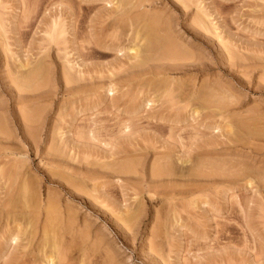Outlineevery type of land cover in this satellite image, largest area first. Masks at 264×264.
I'll use <instances>...</instances> for the list:
<instances>
[{"label":"rangeland","instance_id":"374dc122","mask_svg":"<svg viewBox=\"0 0 264 264\" xmlns=\"http://www.w3.org/2000/svg\"><path fill=\"white\" fill-rule=\"evenodd\" d=\"M78 1L79 2H77V0H75V2L74 0H0V9H2L0 10V120H2L0 121V128H3V130L5 131L7 129L8 131L7 136L6 132L5 134H3L4 131L0 129L2 132L1 135H3H0V242H3V245L0 243V252L2 253V250L9 245L3 250L2 254L0 253V257H2L3 254H6L4 256H9L8 258L4 257L7 261L10 262H8L9 264H13V262L14 264H46L47 260H50L51 262L53 261V264H211V261L212 264H214L213 261L216 263L218 262V264H228V260H231V263L229 264H264V179L260 178L261 174L264 175V173H261L259 177L257 176V174H253L255 172H258L259 175L260 171L264 172V0H152V4L150 5V7H146V5L145 10L142 9L144 8V6H141L140 8H138V10L136 9L135 12H138V14L142 11L145 12L147 10L148 14L152 13V15H158L162 19H166L168 21L171 20L170 25L172 24L171 26L173 27L172 29H174L176 36L183 39L182 44H185V46L183 45L182 47L186 49L185 51L187 53V61H182V63L185 64V68L183 67L181 71L179 70L171 76L172 80L176 83H180V81H182V86L188 85L190 81V85L188 86H191L192 83H194L197 87L203 85V92L207 91V94H204L203 92L201 93L203 95L200 94L204 99H198L196 102H194L197 103V105L199 102V106L195 104L199 109V115L195 114L196 116L192 112L193 107L190 106V103L188 106V104L186 103L178 104L177 101L174 100L173 102L176 103V105L171 104V102L169 106L168 102L165 103V101H163L165 98L163 99L162 97H159L160 93H152L151 87L149 89L135 88L137 90L136 91L131 87H122L121 85L117 84L118 86L116 85L114 87L116 88V90L114 89L116 91L113 92L114 94H108L104 90V88H99L102 85L104 86L108 83L109 76L112 77L109 72L121 75V71L125 70V67H127V65L129 66L133 61L128 60L130 53L126 54L127 57L125 56V54L124 56L122 55L121 58L120 54H118V56H115L113 52H107L104 54V52L106 51H103L101 53V51H99L100 49H96V47L92 45V42L94 40H102L101 36L104 35L105 32L106 34H108L107 32H109V30L107 31L105 27L102 29V24H100L101 27H99L98 22V27L95 25L96 23H93L91 25L90 23L93 21L96 22V20L100 21L97 18L101 17L104 9H106V12L108 10L110 11L111 5H105L106 0H99L100 2L98 0ZM86 2H88L90 5ZM76 4L79 5L77 6ZM80 4H82V6ZM88 5L90 6L89 8ZM86 6L88 9L93 8L94 6L96 9L93 8L87 12L88 9L86 8ZM81 8L84 9L81 10ZM73 9V13H78V17L76 14L72 13ZM84 10V13H86V15L89 13L87 17L84 16ZM80 13L81 16H84L83 19L79 18ZM103 14H105V12ZM57 15L58 17L61 16L62 21L65 20L64 25L67 27L64 29H67L65 31L67 36H64L65 42L56 47L55 44H51L50 42L48 43L46 41L48 37H45L46 34L44 30L47 29L45 27H47L48 23L50 25V22H52L53 19L57 17ZM71 15H76V17H70ZM3 18H6V20H4ZM69 18H71V21L69 20ZM78 18L81 20V22L82 20L84 22L81 23ZM74 19H78L79 21H76L77 24L80 22L82 25L80 23V27L79 25H75L73 30L71 29L73 23L72 21H74L73 25L76 24ZM202 21L205 23V26L203 25ZM87 24H89V26H93L88 27ZM76 26H78L76 30L79 33H77L75 30ZM90 28L93 29L94 33L98 32L97 35L94 34ZM87 29H90V31ZM98 29H101V31L99 30V32ZM103 30H105V32ZM89 32L91 33V35ZM2 33L4 34L3 36ZM17 33L19 34V36ZM100 34L102 35L99 36ZM111 34L112 32L109 34V36ZM94 36L96 37L94 38ZM104 36H102L104 39L107 38ZM86 37H88V40L86 39ZM74 38L76 39L74 40ZM108 39H110V37ZM126 39L125 37H121V40L119 39L121 42H124V46H127ZM89 40L92 41L91 44H88L87 41ZM46 42L48 43V45ZM87 44L89 45V47L92 46L96 49L94 50L95 54H93L94 52L91 51V49L89 50L90 52L87 50L89 49ZM65 47L67 48V50ZM4 49L6 52L4 51ZM58 50L60 53H58ZM61 51H64L65 53ZM98 51L101 54H99ZM75 52L77 54H83H80V58H77V56H75L77 55L75 54ZM61 53H63L64 56ZM70 53L71 55L69 56ZM85 54L87 56H90L87 58ZM192 56H194L195 58ZM81 58L82 60H84V66L85 64L86 67L87 65H90V70L89 67H87V69L83 65L81 67L79 66L80 68L78 67V65V68L75 67L76 63H81ZM62 60L65 61L63 64L61 62ZM66 62H69L70 64H67ZM115 62L118 65H116ZM188 62L190 63V65ZM39 63H42V66L45 64V66H43L45 68L44 73L41 72L42 75L39 73L37 76L36 74L40 71H36L38 67H41ZM186 63H188V65ZM194 63L195 66H193ZM113 64H115V66L117 67L115 68V66H112ZM23 65L25 68L23 67ZM68 65L74 66V70L81 69L82 71H84L82 73L83 75L80 78H83V83L85 82L84 84H81L84 86H86L87 84L88 86H86L87 94L84 92V94L80 93L79 97L78 95H76L69 98L67 94L65 95V87L63 85L64 83L61 77V67ZM119 65L123 69H121ZM20 66L23 67L21 68L22 70L20 69ZM82 67L84 68L82 69ZM100 67L102 69L104 68L103 72H100L102 71ZM111 67H113V70L111 69ZM196 67H198V70L196 69ZM25 69L28 70L26 71ZM95 69L99 70L97 71ZM108 69L110 71H108ZM117 69H119V71L121 69V71L116 72ZM111 70L113 72H111ZM28 71L30 73V79L29 81H27L28 83L26 82V84L31 87L28 88V86L25 85L24 89L22 87L16 88V84L12 81H14L17 76L19 77L20 75H22V73L23 76L27 75ZM6 72H8V74ZM33 74L36 76L34 77ZM97 75L99 77H97ZM100 75L103 76L101 77ZM13 76L16 77L14 78ZM7 77H12L14 79L9 81L12 78L9 79ZM92 78L93 80L91 81ZM103 78L105 79L104 82L101 81L103 80ZM97 79L99 80V83ZM30 82H33L32 84L34 85L38 83V86H34L32 84L30 85ZM47 83H49L50 85ZM45 85H47V88H45ZM77 85L78 84H76V86ZM207 86L209 89L207 88ZM218 86L221 87V89L223 88V90H221ZM43 88L45 92L44 90H42ZM89 88H92V91ZM214 90L217 91L214 92ZM87 91H90L91 93H88ZM148 91H150L151 93ZM210 91L212 94H209ZM122 93L123 96H121ZM174 94L176 95V92ZM109 95L112 96L110 97ZM148 95L149 97H151L148 98ZM119 97L120 100L118 99ZM123 97L124 101L122 99ZM155 97H157L158 99ZM35 98L36 100H34ZM135 98L136 100L138 99L137 102ZM32 99V105H34V107H30ZM81 100L84 102H81ZM145 100H149L152 103L146 102ZM230 100L232 103L230 102ZM160 101L162 102V104ZM24 103L26 104V106L24 105ZM218 105L220 107H218ZM225 105L226 108L223 110L222 108H224ZM24 107L27 108L25 109ZM69 107L71 109H69ZM177 108L181 109L177 110ZM31 109H33V111ZM216 110H218V112ZM36 112H38L39 114ZM191 113L193 115H191ZM27 114L29 115L27 116ZM216 115H219V117ZM29 116L31 117V119ZM55 116L59 119H57ZM65 116L66 118H64ZM220 116L224 117L221 118ZM26 117L29 118L26 119ZM22 118H24V120L27 122L25 123ZM126 119L128 120V122ZM33 120L37 123H34ZM57 121L60 122L58 123ZM6 124L8 125V127ZM88 125H90V127ZM29 126L31 127L28 129L27 127ZM35 126L38 129L37 131L36 128H32ZM229 126L231 128L233 127V131ZM90 129L92 131L94 130L92 134L95 135L92 136L90 131L87 132ZM116 130H118V132ZM29 134H31L32 136ZM77 135H80V142L76 141V138H78ZM239 138L241 142L238 140ZM50 139L52 141H50ZM72 139L74 140L73 142ZM243 139L245 140L242 141ZM6 140H10L11 143H8ZM101 140L104 141L102 142ZM126 144L128 145L125 146ZM34 145L37 146L35 147ZM212 145L215 146L211 147ZM207 146L209 147L207 148ZM121 147L125 150L121 149ZM56 149H58L57 152L54 151ZM129 149L130 151H128ZM64 150L65 152H63ZM59 154L63 155L64 157H60ZM128 157L132 159H128ZM166 159L168 165L170 163L171 167H173L174 169L177 167L175 169L176 171L173 169L175 173L178 172L176 174L174 173L175 177L179 175L180 172L184 171V178H180L178 176L176 178L172 176V178L171 176H167L161 173V175L158 173V178L156 177V172L154 175L155 178L153 177L152 174H154V172L152 169L155 165L154 163H156L157 161L159 163L161 161L160 163L162 164L166 162ZM95 160H97L98 163ZM226 160L229 161L226 162ZM223 161L224 164L222 163ZM94 162L96 163V165L94 164ZM102 162H106L107 164ZM245 162L248 164H246ZM101 163L103 166L101 165ZM231 163L233 166L231 165ZM259 163H261V165ZM92 164H94L95 166ZM117 164V167H119V165L130 166L131 164V172L133 171L134 174H130L129 172L127 175L124 174L125 172H119V169L116 167ZM191 164L194 165L192 166ZM149 165H151L152 167L150 166L149 168ZM21 167L23 170L21 169ZM197 167L198 169H196ZM249 167L253 168H251L252 171L251 169L247 170L249 169ZM9 168L11 169L8 170ZM17 169L19 170L17 171ZM149 169H151L150 172ZM223 170L227 174L222 172ZM214 171L216 173H214ZM80 174H83V177H81L82 175L80 176ZM247 174H251V176L249 175V177L252 178V180L248 177ZM85 175L88 176L85 177ZM197 175L200 177H198ZM18 177L21 179H19ZM247 177L250 179L249 183L248 181H246ZM263 177L264 176H262V178ZM79 178L83 181H80ZM201 178H203V181L201 180ZM65 181L68 183L65 184ZM69 182L72 183V185L69 184ZM13 183L14 185L16 184V186H14ZM31 184H33L34 186ZM8 185L10 186L8 187ZM78 186L80 188L84 187L83 189L85 190H80ZM66 187H68V189ZM166 187L168 189L170 188V191H167ZM69 188H73L74 190H70ZM196 188L197 191L195 192ZM26 189L28 191H25ZM76 189L78 191L75 192ZM21 190H23V192L25 191V193L30 197H28V195H26L25 193V195H23ZM89 191L90 193H88ZM47 193L49 194L47 195ZM175 193H177L178 196ZM25 196L31 199H27ZM14 197H16L17 199H14ZM49 199H53L52 203ZM46 200L49 201V205L53 204V206H51V208L53 209H47L48 201ZM164 200L166 201V203ZM169 200L173 201L170 202ZM168 201L170 203H168ZM24 202H27V204L25 203L26 206L24 205ZM37 203L41 206H39ZM12 205L14 206L11 207ZM166 205L169 206L167 207ZM128 209L129 211H127ZM52 211H54V213ZM67 212L68 214H66ZM48 213L50 215H48ZM51 213L53 215H51ZM69 213H71V215ZM136 213L138 214V216H136ZM128 216L130 218L126 219L128 218ZM131 216H134V220L133 218H131ZM23 217L25 218L23 219ZM173 217H175V219ZM45 218L47 219L45 220ZM115 218H117L118 221ZM48 219L52 220L50 221ZM68 219L72 220L69 221ZM74 219H77V221H74ZM33 220L34 222L37 221L38 223H34ZM72 221L73 223H75L71 224ZM31 222H33V224ZM28 223L30 226L28 225ZM80 223H82L83 225ZM46 224L48 226H46ZM17 226L21 227L18 228ZM43 226H45L46 228H43ZM68 227H70V229ZM17 230H20V232ZM66 230L68 231V233ZM70 230L72 233L69 232ZM45 231H48L49 234L52 233L50 234V236H48V241L46 240V237H42V235L44 236ZM149 231L151 232L149 233ZM16 232L20 233L17 234L19 243L17 242L18 244H12L10 246V244L6 242H9L11 236L16 235ZM21 232L25 233L23 234ZM84 232L86 234H84ZM53 233H55V235H53ZM52 235L55 236V238H53ZM76 235L78 236V238H76ZM56 236L58 238L60 236V238L58 239ZM6 237L9 239L6 240ZM51 238H53V242H51ZM55 239L57 240V243ZM242 241H244V244ZM93 242L97 245L95 244L93 246ZM189 242L191 245L189 244ZM15 246L18 247L15 249ZM223 246H225V249ZM214 248L216 249L214 250ZM209 250H211L212 252ZM7 251L9 255L7 254ZM104 253L106 256H104ZM261 253L263 254L261 255ZM102 256L104 257L102 258ZM217 256L219 257L217 258ZM228 257L230 258L228 259ZM233 257H235L236 259ZM219 258H222L223 260L221 259V261ZM225 258L228 263L225 262ZM231 258L234 261H232Z\"/></svg>","mask_w":264,"mask_h":264},{"label":"bare ground","instance_id":"6f19581e","mask_svg":"<svg viewBox=\"0 0 264 264\" xmlns=\"http://www.w3.org/2000/svg\"><path fill=\"white\" fill-rule=\"evenodd\" d=\"M59 1V0H58ZM92 1V0H91ZM99 1V0H98ZM102 1V0H101ZM154 1V0H153ZM157 1V0H156ZM74 2H75V0H74ZM77 2H79L78 0H77ZM83 2V1H82ZM100 2V1H99ZM104 2V1H103ZM63 3V2H62ZM86 3H88V2H86ZM96 3V2H95ZM183 3V2H182ZM35 4V3H34ZM37 4V3H36ZM84 4V3H83ZM89 4V3H88ZM93 4V3H92ZM104 4V3H103ZM111 5L110 6V11L108 10L107 12L105 11L106 9H104V12H105V14H101V17H99V18H97V19H99L100 21H97L96 20V22H94L93 21V19H92V21L93 22H91L90 23V25L91 24H93V23H96L95 25L98 27V23H99V27H101V25L100 24H102L103 25V27H101L102 29L105 27L106 29H107V31L109 30V32H107L108 34H106V32H105V30H103L105 33H104V35H106V36H104V35H102V34H100L99 36H104V37H107V38H103L102 36H101V38H102V40H94L93 42L92 41H87L88 42V44H91V42H92V45L94 46V47H96V49H100L99 51H101V53L103 52V51H106V52H104V54L105 53H107V52H113L114 53V55L115 56H118V54H120V56H121V58H122V55L124 56V54H125V56H126V54H128V53H130V55H129V58H128V60H130V61H133V62H131V64L128 66L127 65V67H125V70H123V71H121V69H123L120 65V67H121V69H120V71H121V75H118V74H113V73H110L109 72V74L112 76V77H108L109 79H108V83L106 84V85H102L101 87H99V88H101V89H103L104 88V90L108 93V94H114L113 92H116L115 90H116V88H114L117 84H119V85H121L122 87L123 86H126V87H131L132 89H135V88H143V89H145V88H152V93H154V94H158V93H160L159 94V97L161 98H165L163 101H165V103H167L168 102V104H169V106H170V103L171 104H174V105H176V103H174L173 101L174 100H176L177 101V103L179 104H182V103H186V104H188V106H189V103L191 104L190 106L191 107H193L192 108V112H193V114L195 115V114H197V115H199V109L197 108V106H199V102H198V105H197V103H194V102H196L198 99H201L202 100V96L201 95H203V94H201L202 92H203V90H204V87H203V85H201V86H199V87H197L194 83H192V85L191 86H188V85H190V81H189V84L188 85H184V86H182L181 84H182V81H180V83L178 82V83H176V82H174L173 80H172V76L171 75H173V74H175V72H177V71H181V69H183V67L185 66V64H183L182 63V61H184V60H186L187 59V53H186V49H184L182 46L184 45L185 46V44H182L183 43V39L182 38H178V36H176V33L174 32V29H172L173 27L170 25V21H168V20H166V19H162L160 16H158V15H152V13H150V14H148L147 13V10L145 11V12H141V13H139L138 14V12L136 13L135 11H136V9L138 10V8H140L141 6H144V8H142V9H144L145 10V6L146 7H150V5L152 4V0H106L105 1V5ZM50 5V4H49ZM71 5H73V4H71ZM77 6L79 5V4H76ZM81 6H82V4H80ZM85 5H87V4H85ZM84 5V6H85ZM90 5V4H89ZM88 5V8L90 7ZM104 5V6H105ZM96 6V5H95ZM69 7V6H68ZM91 7H92V5H91ZM98 7V6H97ZM99 7H101V6H99ZM113 7V8H112ZM80 8V7H79ZM85 8V7H84ZM83 8V9H84ZM86 8H87V6H86ZM85 8V9H86ZM87 8V9H88ZM93 8H95L94 6H93ZM93 8H90V9H93ZM102 8H103V5H102ZM152 8V7H151ZM25 9H26V7H25ZM82 8H81V10H83ZM90 9H88L87 10V12L88 11H90ZM96 9V8H95ZM101 9V8H100ZM141 9V10H142ZM154 9V8H153ZM159 9V8H158ZM0 10H2V9H0ZM22 10H23V8H22ZM75 10H76V8H75ZM80 10V9H79ZM26 11V10H25ZM63 11V10H62ZM68 11V10H67ZM70 11H71V8H70ZM93 11V10H92ZM162 11H163V9H162ZM74 12V9L72 10V13ZM76 12V11H75ZM81 12V11H80ZM85 12V10L83 11V13ZM151 12V11H150ZM1 13V12H0ZM3 13V12H2ZM25 13V12H24ZM62 13V12H61ZM82 13V12H81ZM81 13H80V16H79V18H81V19H83V17L84 16H86L87 17V15L89 14H87L86 15V13H84V16L82 15L81 16ZM153 13H155V12H153ZM57 14V13H56ZM73 14H76V13H73ZM78 14V13H77ZM76 14V15H77ZM97 14V13H96ZM99 14V13H98ZM168 14V13H167ZM3 15V14H2ZM61 15V14H60ZM59 15V16H60ZM67 15H68V13H67ZM76 15H71L70 17H72V16H75L76 17ZM1 16V15H0ZM5 16V15H4ZM64 16H65V14H64ZM98 16V15H97ZM24 17V16H23ZM53 17V16H52ZM57 17H58V15H57ZM57 17L55 18V19H53V21L52 22H50V25H49V23H48V25H47V27H45V28H47L46 30H44L45 31V34L47 35H45V37L47 38H45L46 39V41L49 43H51V44H55L56 45V47L58 46V45H60V44H63L64 42H65V38H64V36L66 35V30L64 29V28H66L67 26H65L64 25V21H62V19H61V16L60 17H58V19H57ZM67 17V16H66ZM77 17H78V15H77ZM200 17V16H199ZM60 18V19H59ZM63 18H65V17H63ZM78 18V19H79ZM103 19V20H101V19ZM4 19V18H3ZM15 19V18H14ZM52 19V18H51ZM68 19V18H67ZM71 18H69V20H70ZM75 20V22L76 21H79V20ZM89 19H91V18H89ZM196 19V18H195ZM4 20H6V18L4 19ZM26 20H28V19H26ZM45 20V19H44ZM50 20V19H49ZM61 20V21H60ZM85 20V19H84ZM202 20V19H201ZM12 21V20H11ZM25 21V20H24ZM71 21V20H70ZM69 21V22H70ZM86 21V20H85ZM91 21V20H90ZM194 21V20H193ZM197 21V20H196ZM8 22V21H7ZM73 23H74V21H72ZM80 22H81V20H80ZM79 22V23H80ZM82 22H84L83 20H82ZM81 22V23H82ZM87 22V21H86ZM89 22V21H88ZM98 22V23H97ZM203 22V21H202ZM4 23H6V22H4ZM40 23V22H39ZM68 23V22H67ZM67 23H66V25H67ZM73 23H72V28L71 29H73L74 28V26L75 25H79V27L82 25L81 23V25L78 23L77 24V22H76V24H74L73 25ZM198 23V22H197ZM8 24V23H7ZM14 24V23H13ZM42 24V23H41ZM205 23L203 22V25H204ZM5 25V24H4ZM15 25V24H14ZM22 25V24H21ZM88 25V27H92V26H89V24H87ZM7 26V25H6ZM12 26V25H11ZM49 26V27H48ZM71 26V25H70ZM205 26V25H204ZM3 27H5V26H3ZM8 27V26H7ZM78 26H76L75 27V30H76V28H77ZM86 27V26H85ZM84 27V28H85ZM203 27V26H202ZM14 28H15V26H14ZM18 28V27H17ZM22 28V27H21ZM25 28H26V26H25ZM5 29V28H4ZM78 29H80V28H78ZM82 29H83V27H82ZM91 29V28H90ZM90 29H87V30H89L90 31ZM97 29V28H96ZM201 29V28H200ZM11 30V29H10ZM74 30V29H73ZM86 30V31H87ZM101 31V29H98V31ZM44 31H42V32H44ZM79 31V30H78ZM91 31L94 33V31H93V29H91ZM97 31V30H96ZM99 31V32H100ZM102 31V32H103ZM2 32V31H1ZM7 32V31H6ZM76 32H77V30H76ZM75 32V33H76ZM81 32V31H80ZM85 32V31H84ZM88 32V31H87ZM112 32V34L109 36V34ZM4 33H5V31H4ZM14 33V32H13ZM77 33H79V32H77ZM90 33V32H89ZM98 33V32H97ZM97 33H94V34H96L97 35ZM18 34V33H17ZM21 34V33H20ZM44 34V33H43ZM4 34L2 33V36H3ZM73 35H75V34H73ZM80 35V34H79ZM83 35V34H82ZM81 35V36H82ZM86 35V34H85ZM88 35V34H87ZM90 35H91V33H90ZM5 36H7V35H5ZM4 36V37H5ZM14 36V35H13ZM18 36H19V34H18ZM67 36V35H66ZM93 36V35H92ZM73 37V36H72ZM77 37V36H76ZM91 37V36H90ZM96 36H94V38H95ZM110 37V39H108ZM121 37L123 38V37H125V39H126V43H127V46L125 45L124 46V42L122 41H120L121 40ZM8 38H9V36H8ZM69 38V37H68ZM88 37H86V39H87ZM98 38V37H97ZM18 39V38H17ZM76 38H74V40H75ZM90 39H92V38H90ZM104 39V40H103ZM120 39V40H119ZM3 40V39H2ZM43 40V39H42ZM88 40V39H87ZM83 41V40H82ZM11 42V41H10ZM45 42V41H44ZM46 42V43H47ZM80 42H81V40H80ZM87 42H84V43H87ZM7 43H9V42H7ZM21 43V42H20ZM48 43H47V45H48ZM79 44V43H78ZM87 44V45H88ZM15 45V44H14ZM46 45V46H47ZM81 45V44H80ZM64 46V45H63ZM65 46H67V45H65ZM5 47V46H4ZM88 47H89V45H88ZM91 47V48H90ZM89 47V49H87L88 51L91 49V51H93L94 52V50H96L95 48H93L92 46H90ZM60 48V47H59ZM58 48V49H59ZM63 48V47H62ZM66 48V47H65ZM69 48V47H68ZM126 48V49H125ZM185 48H187V47H185ZM196 48V47H195ZM2 49H3V46H2ZM1 49V50H2ZM6 49V48H5ZM5 49H4V51H5ZM44 49H46V48H44ZM50 49V48H49ZM64 49V48H63ZM75 49H78V48H75ZM84 49V48H83ZM83 49H82V51H83ZM51 50V49H50ZM56 50V49H55ZM66 50H67V48H66ZM71 50V49H70ZM69 50V51H70ZM76 51V50H75ZM78 51V50H77ZM87 51V52H88ZM99 51H98V53H99ZM6 52V51H5ZM47 52V51H46ZM45 52V53H46ZM61 52H64V51H61ZM68 52V51H67ZM85 52V51H84ZM90 52V51H89ZM92 52V53H93ZM194 52V51H193ZM197 52V51H196ZM55 53H57V52H55ZM58 53H60L59 52V50H58ZM65 53V52H64ZM91 53V54H92ZM97 53V54H98ZM101 53H99V54H101ZM44 54V53H43ZM42 54V55H43ZM62 55H63V53H61ZM60 54V55H61ZM75 54H77L76 52H75ZM80 54H83V53H80ZM80 54H77V55H75V56H77V58H80ZM88 54V53H87ZM93 54H95V52L93 53ZM190 54V53H189ZM196 54V53H195ZM45 55V54H44ZM48 55V54H47ZM46 55V56H47ZM71 55V53L69 54V56ZM86 55V54H85ZM192 55H194V54H192ZM232 55V54H231ZM230 55V56H231ZM45 56V57H46ZM57 56V55H56ZM64 56V55H63ZM68 56V55H67ZM87 56V55H86ZM90 55H88L87 56V58L89 57ZM97 56V55H96ZM236 56V55H235ZM44 57V56H43ZM50 57V56H49ZM72 57V56H71ZM83 57V56H82ZM109 57V56H108ZM127 57V56H126ZM192 57H194V56H192ZM58 58V57H57ZM59 58H61V57H59ZM85 58V57H84ZM83 58V59H84ZM91 58H92V56H91ZM99 58V57H98ZM102 58H103V55H102ZM195 58V57H194ZM40 59V58H39ZM64 59V58H63ZM191 59V58H190ZM44 60V59H43ZM75 60V59H74ZM79 60V59H78ZM77 60V61H78ZM90 60V59H89ZM196 60H198V59H196ZM59 61V60H58ZM76 61V60H75ZM75 61H74V64H75ZM81 63L80 64H78V63H76V66L75 67H77V65H78V67L80 66H82L83 64H84V60H82V58H81ZM116 61V60H115ZM117 61H118V58H117ZM120 61V60H119ZM130 61H129V63H130ZM187 61V60H186ZM190 61V60H189ZM192 61V60H191ZM28 62V61H27ZM42 62V61H41ZM62 62V64L65 62V61H61ZM24 63V62H23ZM29 63V62H28ZM67 64H70L69 62H66ZM112 63V62H111ZM118 63H121V62H118ZM189 63V62H188ZM188 63H186L187 65H188ZM196 63V62H195ZM195 63H194V65L193 66H195ZM30 64V63H29ZM40 65H41V67H38V69H37V71L36 72H38V71H40V72H38L36 75L38 76V74L40 73L41 75H42V73H44V68L45 67H43V66H45V64L42 66V63H39ZM54 64H57V63H54ZM53 64V65H54ZM61 64V65H62ZM115 64H116V62H115ZM115 64H113L112 66H115ZM124 64V63H123ZM193 64V63H192ZM32 65V64H31ZM47 65V64H46ZM52 65V66H53ZM116 65H118V64H116ZM189 65H190V63H189ZM48 66V65H47ZM84 66V65H83ZM90 65H87V67H89ZM93 66V65H92ZM102 66V65H101ZM104 66V65H103ZM119 66H118V68H119ZM199 66V65H198ZM23 67H24V65H23ZM22 66H20V69L21 68H23ZM43 67V68H42ZM77 67V68H78ZM79 67V68H80ZM84 67H86V64H85V66ZM84 67H82V69L84 68ZM86 67V68H87ZM117 66H115V68H116ZM186 67H188V66H186ZM5 68V67H4ZM19 68V67H18ZM25 68V67H24ZM28 68H29V66H28ZM30 68H33V67H30ZM86 68H85V70H86ZM99 68V67H98ZM101 68V67H100ZM106 68V67H105ZM113 67H111V69H112ZM185 68V67H184ZM194 68V67H193ZM198 67H196V69H197ZM201 68V67H200ZM55 69V68H54ZM75 68H74V66H70V65H68V66H62L61 67V77H62V80H63V85H64V91H65V95L67 94V96H68V98L69 97H74V96H76V95H78V97H79V94L80 93H83L84 94V92L86 93V86H87V84H86V86H84V85H82L81 83H83V78L81 79L80 77L83 75L82 73L84 72V71H82L81 69V71L79 70V69H77V70H74ZM88 69V68H87ZM91 68L89 67V70H90ZM102 69V68H101ZM104 69V68H103ZM102 69V71H100V72H103L104 70ZM190 69V68H189ZM195 69V70H196ZM10 70V69H9ZM22 70V69H21ZM26 70V69H25ZM28 70V69H27ZM26 70V71H27ZM43 70V71H42ZM49 70V69H48ZM47 70V71H48ZM79 70V71H78ZM95 70H97V69H95ZM94 70V71H95ZM99 70V69H98ZM97 70V71H98ZM105 70H107V69H105ZM113 70V69H112ZM111 70V72H113ZM185 70V69H184ZM198 70V69H197ZM108 71H110L109 69H108ZM115 71V70H114ZM119 71V69H117V71L116 72H120ZM183 71V70H182ZM188 71V70H187ZM32 72V71H31ZM42 72V73H41ZM92 72H93V70H92ZM184 72V71H183ZM182 72V73H183ZM7 74H8V72H6ZM15 73V72H14ZM17 73H18V70H17ZM34 73V72H33ZM54 73V72H53ZM89 73H91V72H89ZM178 73H180V72H178ZM195 73H196V71H195ZM198 73V72H197ZM20 74V73H19ZM26 74H27V72H26ZM102 74V73H101ZM16 75V74H15ZM34 75V74H33ZM32 75V76H33ZM36 75H34V77L36 76ZM41 75H39V76H41ZM88 75V74H87ZM94 75V74H93ZM92 75V76H93ZM96 75V74H95ZM10 76V75H9ZM51 76V75H50ZM101 76V75H100ZM103 76V75H102ZM101 76V77H102ZM5 77V76H4ZM14 78L16 77V76H13ZM33 77V78H34ZM94 77V76H93ZM97 77H99L98 75H97ZM7 78H9V77H7ZM7 78H6V80H7ZM10 78H12V77H10ZM9 78V79H10ZM14 78H12V79H10L9 81H11V80H13ZM37 78V77H36ZM39 78V77H38ZM56 78V77H55ZM86 78V77H85ZM1 79V78H0ZM29 79H30V73H29V71H28V74L27 75H25V76H23V73H22V75H20L19 77L17 76L15 79H14V81H12V82H14L16 85L15 86H17L16 88H20V87H22L23 89L25 88V85H27L26 84V82L27 81H29ZM50 79V78H49ZM82 81H81V80ZM100 79V78H99ZM3 80V79H2ZM42 80H43V78H42ZM87 80H89V79H87ZM93 80V78L91 79V81ZM98 80V79H97ZM104 78H103V80H101V81H103L104 82ZM107 80V79H106ZM205 80V79H204ZM203 80V81H204ZM48 81V80H47ZM100 81V82H101ZM176 81V80H175ZM34 82V81H33ZM33 82H30V85L33 83ZM37 82V81H36ZM35 82V83H36ZM42 82V81H41ZM46 82V81H45ZM55 82V81H54ZM96 82V81H95ZM28 83V82H27ZM43 83V82H42ZM52 83V82H51ZM57 83V82H56ZM85 83V82H84ZM83 83V84H84ZM86 83H87V81H86ZM98 83H99V80H98ZM188 83V82H187ZM205 83H207V82H205ZM38 84V83H37ZM37 84H32V85H34V86H38ZM47 84H49V83H47ZM58 84V83H57ZM76 84H78L77 86H76ZM91 84V83H90ZM96 84V83H95ZM40 85V84H39ZM42 85V84H41ZM50 85V84H49ZM60 85V84H59ZM92 85V84H91ZM100 85V84H99ZM14 86V85H13ZM28 86V88H30L29 87V85H27ZM46 86V87H45ZM44 87L45 88H47V85H45ZM118 86V85H117ZM205 86V85H204ZM213 86V85H212ZM211 86V87H212ZM7 87V86H6ZM12 87V86H11ZM33 87V86H32ZM41 87V86H40ZM88 87V86H87ZM96 87V86H95ZM125 87V88H126ZM210 87V86H209ZM215 87V86H214ZM217 87V86H216ZM219 87V86H218ZM228 87V86H227ZM10 88V87H9ZM21 88V89H22ZM27 88V87H26ZM94 88V87H93ZM98 88V87H97ZM198 88V89H197ZM207 88H208V86H207ZM207 88H205V89H207ZM220 89H221V87H219ZM11 89V88H10ZM88 89V88H87ZM89 89H91V91H92V88H89ZM115 89V90H114ZM209 89V88H208ZM216 89V88H215ZM42 90H44V88L42 89ZM51 90V89H50ZM96 90V89H95ZM136 90V89H135ZM221 90H223V88L221 89ZM22 91V90H21ZM137 91V90H136ZM139 91V90H138ZM142 91V90H141ZM215 91H217V90H214V92ZM219 91V90H218ZM230 91V90H229ZM6 92V91H5ZM18 92V91H17ZM44 92H45V90H44ZM88 92V91H87ZM90 92V91H89ZM88 92V93H89ZM126 92V91H125ZM127 92H128V90H127ZM134 92V91H133ZM140 92V91H139ZM148 92H150V91H148ZM147 92V93H148ZM176 92V95L174 94ZM207 92V91H206ZM206 92H203L204 94H207ZM54 93V92H53ZM56 93V92H55ZM91 93V92H90ZM119 93H120V91H119ZM124 93V92H123ZM123 93L121 94V96H123ZM132 93V92H131ZM147 93H146V96H147ZM151 93V92H150ZM172 93H173V95H175V96H173L172 95ZM224 93V92H223ZM226 93V92H225ZM24 94V93H23ZM31 94V93H30ZM32 94H34V93H32ZM40 94V93H39ZM87 94V93H86ZM85 94V95H86ZM127 94V93H126ZM125 94V95H126ZM201 94V95H200ZM209 94H212L211 93V91H210V93ZM208 94V95H209ZM228 94H230V93H228ZM20 95H21V92H20ZM26 95V94H25ZM51 95V94H50ZM89 95V94H88ZM100 95V94H99ZM130 95V94H129ZM141 95H142V93H141ZM216 95V94H215ZM92 96V95H91ZM110 96V95H109ZM112 96V95H111ZM110 96V97H111ZM132 96V95H131ZM138 96V95H137ZM171 96H173V97H171ZM200 96H201V98H200ZM229 96V95H228ZM10 97V96H9ZM31 97V96H30ZM151 97V96H150ZM149 97V95H148V98H150ZM158 97V96H157ZM157 97H155V98H157ZM233 97V96H232ZM23 98V97H22ZM34 98V97H33ZM42 98V97H41ZM114 98V97H113ZM128 98V97H127ZM137 98V97H136ZM136 98H135V100H136ZM141 98V97H140ZM143 98H145V97H143ZM228 98V97H227ZM119 100H120V97L118 98ZM123 99V101H124V97L122 98ZM130 99V98H129ZM158 99V98H157ZM204 99V98H203ZM34 100H36V98L34 99ZM40 100V99H39ZM68 100V99H67ZM74 100V99H73ZM112 100V99H111ZM138 100V99H137ZM137 100H136V102H137ZM149 100H151V99H149ZM147 101V100H145L146 102H151V101ZM161 100V101H162ZM170 102H169V101ZM207 100V99H206ZM114 101V100H113ZM126 101V100H125ZM127 101H128V99H127ZM144 101V100H143ZM142 101V102H143ZM156 101V100H155ZM160 101V102H161ZM175 101V102H176ZM212 101V100H211ZM219 101V100H218ZM32 102H33V99L31 100V103H30V107H34V105H32ZM65 102V101H64ZM77 102H79V101H77ZM81 102H84V101H82L81 100ZM80 102V103H81ZM129 102V101H128ZM230 102H231V100H230ZM235 102V101H234ZM17 103V102H16ZM126 103V102H125ZM139 103V102H138ZM152 103V102H151ZM220 103V102H219ZM232 103V102H231ZM21 104V103H20ZM45 104V103H44ZM66 104H68V103H66ZM77 104V103H76ZM129 104H130V102H129ZM145 104V103H144ZM161 104H162V102H161ZM197 106H196V105ZM202 104V103H201ZM210 104V103H209ZM18 105H19V103H18ZM24 105L26 106V104L24 103ZM28 105V104H27ZM40 105V104H39ZM59 105V104H58ZM72 105V104H71ZM195 105V106H194ZM23 106V105H22ZM29 106V105H28ZM49 106V105H48ZM65 106V105H64ZM70 106V105H69ZM131 106H132V104H131ZM138 106V105H137ZM165 106V105H164ZM164 106H162V107H164ZM168 106V105H167ZM167 106H166V108H167ZM177 106H179V105H177ZM216 106V105H215ZM237 106V105H236ZM51 107V106H50ZM201 107V106H200ZM218 107H220L219 105H218ZM223 107V106H222ZM221 107V108H222ZM2 108V107H1ZM25 108V107H24ZM27 108V107H26ZM25 108V109H26ZM45 108V107H44ZM83 108V107H82ZM141 108V107H140ZM170 108V107H169ZM175 108H176V106H175ZM184 108H186V107H184ZM190 108V107H189ZM226 108V105H225V107L224 108H222L223 110ZM227 108H230V107H227ZM3 109V108H2ZM19 109V108H18ZM37 109V108H36ZM69 109H71L70 107H69ZM68 109V110H69ZM86 109H87V107H86ZM133 109V108H132ZM135 109V108H134ZM162 109V108H161ZM179 109H181V108H179ZM178 108H177V110H179ZM5 110V109H4ZM22 110V109H21ZM28 110V109H27ZM32 111H33V109H31ZM58 110V109H57ZM63 110V109H62ZM190 110V109H189ZM229 110V109H228ZM26 111V110H25ZM46 111V110H45ZM55 111V110H54ZM64 111V110H63ZM82 111V110H81ZM135 111V110H134ZM138 111V110H137ZM163 111H165V110H163ZM169 111V110H168ZM176 111V110H175ZM214 111V110H213ZM217 112H218V110H216ZM16 112V111H15ZM22 112V111H21ZM27 112V111H26ZM80 112V111H79ZM170 112V111H169ZM221 112V111H220ZM255 112V111H254ZM28 113V112H27ZM31 113H33V112H31ZM36 113H38V112H36ZM63 113V112H62ZM164 113V112H163ZM222 113V112H221ZM260 113V112H259ZM39 114V113H38ZM37 114V115H38ZM75 114H76V112H75ZM168 114V113H167ZM170 114V113H169ZM178 114V113H177ZM183 114V113H182ZM192 113H191V115H193ZM214 114V113H213ZM219 114V113H218ZM253 114V113H252ZM251 114V115H252ZM5 115V114H4ZM20 115H21V113H20ZM29 114H27V116H28ZM32 115H34V114H32ZM43 115V114H42ZM48 115V114H47ZM56 115V114H55ZM67 115V114H66ZM69 115V114H68ZM135 115V114H134ZM138 115V114H137ZM225 115H227V114H225ZM229 115V114H228ZM36 116V115H35ZM39 116V115H38ZM44 116V115H43ZM59 116V115H58ZM128 116V115H127ZM182 116V115H181ZM196 116V115H195ZM216 116H218L219 117V115H216ZM30 117V116H29ZM29 117H26V119H28ZM56 117V116H55ZM63 117V116H62ZM61 117V118H62ZM68 117V116H67ZM166 117V116H165ZM171 117V116H170ZM213 117V116H212ZM221 117V116H220ZM222 117H224V116H222ZM221 117V118H222ZM57 118V117H56ZM64 118H66V116L64 117ZM98 118V117H97ZM169 118V117H168ZM226 118V117H225ZM229 118V117H228ZM227 118V119H228ZM263 118V117H262ZM9 119V118H8ZM23 120H24V118H22ZM30 119H31V117H30ZM57 119H59V118H57ZM56 119V120H57ZM122 119V118H121ZM184 119V118H183ZM127 120V119H126ZM178 120V119H177ZM208 120V119H207ZM251 120H253V119H251ZM0 121H2V120H0ZM18 121V120H17ZM34 121V120H33ZM87 121V120H86ZM162 121V120H161ZM24 122L26 123L27 121H25L24 120ZM58 122V121H57ZM60 122V121H59ZM58 122V123H59ZM64 122V121H63ZM127 122H128V120H127ZM132 122V121H131ZM247 122V121H246ZM7 123V122H6ZM25 123H24V125H25ZM34 123H37L36 121H34ZM98 123V122H97ZM52 124V123H51ZM57 124V123H56ZM205 124V123H204ZM247 124V123H246ZM260 124V123H259ZM7 125V124H6ZM39 125V124H38ZM54 125V124H53ZM52 125V126H53ZM84 125V124H83ZM3 126V125H2ZM33 126V125H32ZM89 127H90V125H88ZM153 126V125H152ZM7 127H8V125H7ZM31 126H29V127H27L28 129L30 128ZM84 127V126H83ZM128 127V126H127ZM160 127V126H159ZM162 127V126H161ZM213 127V126H212ZM230 127V126H229ZM236 127V126H235ZM5 128V127H4ZM32 128H36V126L35 127H32ZM31 128V129H32ZM66 128V127H65ZM98 128V127H97ZM123 128V127H122ZM163 128V127H162ZM170 128V127H169ZM216 128V127H215ZM231 128V127H230ZM233 128V127H232ZM232 128H231V130H232ZM1 129V128H0ZM21 129H24V128H21ZM31 129H30V131H31ZM33 129V130H34ZM59 129V128H58ZM108 129V128H107ZM125 129V128H124ZM156 129V128H155ZM249 129V128H248ZM1 130H3V128L1 129ZM1 130H0V135H1ZM9 130V129H8ZM32 130V131H33ZM38 129L36 128V131H37ZM46 130V129H45ZM62 130V129H61ZM103 130H104V128H103ZM176 130V129H175ZM239 130H242V129H239ZM250 130V129H249ZM4 132H3V134H5V132H6V135L8 134L7 132V129H6V131L5 130H3ZM56 131V130H55ZM82 131H84V130H82ZM90 131V133H91V135L93 136V135H95V134H92L93 132H94V130L92 131L91 129L90 130H88L87 132H89ZM100 131V130H99ZM117 132H118V130H116ZM125 131V130H124ZM233 131V130H232ZM244 131V130H243ZM80 132H81V130H80ZM101 132V131H100ZM127 132V131H126ZM172 132H174V131H172ZM238 132V131H237ZM250 132V131H249ZM27 133V132H26ZM34 133V132H33ZM37 133V132H36ZM68 133V132H67ZM66 133V134H67ZM75 133V132H74ZM73 133V134H74ZM78 133V132H77ZM96 133V132H95ZM121 133V132H120ZM32 134V133H31ZM31 134H29V135H31ZM65 134V133H64ZM89 134V133H88ZM175 134V133H174ZM261 134V133H260ZM263 134V133H262ZM28 135V134H27ZM101 135V134H100ZM124 135V134H123ZM157 135H159V134H157ZM1 136H3V135H1ZM0 136V137H1ZM8 136V135H7ZM12 136V135H11ZM10 136V137H11ZM15 136V135H14ZM23 136V135H22ZM25 136V135H24ZM32 136V135H31ZM33 136H35V135H33ZM63 136H66V135H63ZM62 136V137H63ZM72 136V135H71ZM80 135H77V137L78 138H76L77 140V142H80V137H79ZM110 136V135H109ZM163 136V135H162ZM6 137V136H5ZM4 137V138H5ZM13 137V136H12ZM16 137V136H15ZM74 137V136H73ZM84 137V136H83ZM82 137V138H83ZM88 137V136H87ZM91 137V136H90ZM101 137H104V136H101ZM180 137V136H179ZM183 137V136H182ZM253 137V136H252ZM8 138V137H7ZM86 138V137H85ZM95 138V137H94ZM97 139V138H96ZM99 139H100V137H99ZM3 140H5V139H3ZM8 140V139H7ZM6 140V141H7ZM29 140H30V138H29ZM60 140V139H59ZM62 140V139H61ZM91 140V139H90ZM94 140V139H93ZM105 140H106V138H105ZM239 141H240V138L238 139ZM245 139H243L242 141H244ZM12 141V140H11ZM14 141V140H13ZM50 141H52L51 139H50ZM58 141V140H57ZM74 140L72 139V142H73ZM97 141V140H96ZM102 142L104 141V140H101ZM161 141V140H160ZM0 142H1V139H0ZM8 143L10 142V140L9 141H7ZM34 142V141H33ZM95 142V141H94ZM133 142V141H132ZM131 142V143H132ZM227 142V141H226ZM236 142H238V141H236ZM241 142V141H240ZM247 142V141H246ZM7 143V144H8ZM11 143V142H10ZM35 143V142H34ZM67 143V142H66ZM69 143V142H68ZM92 143V142H91ZM97 143V142H96ZM129 143V142H128ZM146 143V142H145ZM231 143V142H230ZM232 143H233V141H232ZM253 143V142H252ZM5 144V143H4ZM36 144V143H35ZM48 144V143H47ZM56 144V143H55ZM100 144V143H99ZM239 144V143H238ZM244 144V143H243ZM250 144V143H249ZM14 145V144H13ZM33 145V144H32ZM68 145V144H67ZM117 145V144H116ZM128 144H126L125 146H127ZM143 145V144H142ZM141 145V146H142ZM206 145V144H205ZM260 145V144H259ZM35 147L37 146V145H34ZM53 146V145H52ZM56 146V145H55ZM110 146V145H109ZM135 146H137V145H135ZM146 146V145H145ZM149 146V145H148ZM152 146V145H151ZM213 146H215V145H212L211 147H213ZM2 147V146H1ZM134 147V146H133ZM154 147V146H153ZM159 147V146H158ZM209 146H207V148H208ZM217 147V146H216ZM224 147V146H223ZM253 147H255V146H253ZM15 148V147H14ZM65 148V147H64ZM66 148H67V146H66ZM74 148V147H73ZM73 148H71V149H73ZM76 148V147H75ZM113 148V147H112ZM127 148V147H126ZM137 148V147H136ZM167 148V147H166ZM202 148V147H201ZM1 149V148H0ZM10 149V148H9ZM18 149V148H17ZM98 149V148H97ZM121 149H124V148H122L121 147ZM140 149V148H139ZM144 149V148H143ZM142 149V150H143ZM160 149V148H159ZM199 149V148H198ZM216 149V148H215ZM257 149V148H256ZM259 149V148H258ZM25 150V149H24ZM94 150V149H93ZM125 150V149H124ZM141 150V149H140ZM168 150V149H167ZM171 150V149H170ZM201 150V149H200ZM218 150V149H217ZM240 150V149H239ZM255 150V149H254ZM263 150V149H262ZM54 151H58V149H56V150H54ZM60 151V150H59ZM91 151V150H90ZM121 151V150H120ZM128 151H130V149L128 150ZM137 151V150H136ZM135 151V152H136ZM222 151V150H221ZM256 151V150H255ZM258 151V150H257ZM20 152V151H19ZM50 152V151H49ZM52 152V151H51ZM56 152H53V153H56ZM63 152H65V150L63 151ZM85 152V151H84ZM116 152V151H115ZM225 152V151H224ZM227 152V151H226ZM261 152V151H260ZM6 153V152H5ZM22 153V152H21ZM36 153V152H35ZM61 153V152H60ZM70 153V152H69ZM111 153V152H110ZM125 153H126V151H125ZM65 154V153H64ZM72 154V153H71ZM82 154V153H81ZM206 154V153H205ZM216 154V153H215ZM227 154H229V153H227ZM226 154V155H227ZM51 155V154H50ZM57 155V154H56ZM60 155V154H59ZM84 155V154H83ZM83 155H81V156H83ZM125 155H127V154H125ZM134 155V154H133ZM136 155V154H135ZM165 155V154H164ZM190 155V154H189ZM225 155V156H226ZM233 155V154H232ZM64 157L63 155H60V157ZM88 156V155H87ZM116 156V155H115ZM118 156V155H117ZM160 156V155H159ZM163 156V155H162ZM224 156V155H223ZM78 157V156H77ZM104 157V156H103ZM152 157V156H151ZM157 157H158V155H157ZM204 157V156H203ZM208 157V156H207ZM233 157V156H232ZM19 158V157H18ZM55 158V157H54ZM68 158H70V157H68ZM72 158V157H71ZM89 158H90V156H89ZM96 158V157H95ZM134 158H135V156H134ZM160 158V157H159ZM158 158V159H159ZM168 158V157H167ZM210 158V157H209ZM225 158V157H224ZM228 158H229V156H228ZM11 159V158H10ZM20 159V158H19ZM24 159V158H23ZM58 159V158H57ZM73 159V158H72ZM85 159V158H84ZM99 159V158H98ZM111 159V158H110ZM109 159V160H110ZM128 159H132V158H129L128 157ZM137 159H138V157H137ZM202 159V158H201ZM208 159V158H207ZM241 159V158H240ZM7 160H8V158H7ZM13 160V159H12ZM16 160V159H15ZM59 160V159H58ZM69 160V159H68ZM79 160V159H78ZM112 160V159H111ZM124 160V159H123ZM122 160V161H123ZM141 160H142V158H141ZM163 160V159H162ZM183 160V159H182ZM225 160V159H224ZM10 161V160H9ZM14 161V160H13ZM65 161V160H64ZM95 161H97V160H95ZM129 161V160H128ZM131 161V160H130ZM135 161V160H134ZM133 161V162H134ZM195 161H196V159H195ZM198 161V160H197ZM212 161V160H211ZM222 161V160H221ZM229 161V160H228ZM227 160H226V162H228ZM233 161H234V159H233ZM1 162V161H0ZM18 162V161H17ZM109 162V161H108ZM124 162V161H123ZM123 162H120V163H123ZM161 162V161H160ZM158 163V161L156 162V163H154L155 165L153 166V172H154V174H152L153 175V177H154V175H155V172L157 173V175H156V177H158L159 178V174L161 173V174H164V175H167V176H173V177H175V174L176 173H178V172H176L175 173V169L177 168H173V167H171V165H170V163H169V165L167 164V159H166V162L165 163ZM179 162V161H178ZM203 162V161H202ZM3 163V162H2ZM1 163V164H2ZM12 163V162H11ZM92 163V162H91ZM97 163H98V161H97ZM102 163H106V162H102ZM102 163H101V165H102ZM118 163V162H117ZM135 163V162H134ZM152 163V162H151ZM197 163V162H196ZM223 164H224V161L222 162ZM246 163V162H245ZM252 163H253V161H252ZM258 163V162H257ZM4 164V163H3ZM20 164H21V162H20ZM57 164V163H56ZM90 164V163H89ZM94 164L96 165V163L94 162ZM94 164H92V165H94ZM99 164H100V162H99ZM107 164V163H106ZM133 164V163H132ZM183 164H185V163H183ZM198 164V163H197ZM212 164V163H211ZM217 164H219V163H217ZM236 164V163H235ZM235 164H234V167H235ZM246 164H248V163H246ZM246 164H244V165H246ZM260 165H261V163H259ZM94 165V166H95ZM125 165H127V164H125ZM140 165V164H139ZM145 165V164H144ZM152 165V164H151ZM151 165H149V168H150V166ZM192 166L194 165V164H191ZM199 165V164H198ZM197 165V166H198ZM208 165V164H207ZM231 165H232V163H231ZM230 165V166H231ZM238 165V164H237ZM259 165V166H260ZM264 165V164H263ZM13 166V165H12ZM66 166V165H65ZM74 166V165H73ZM85 166V165H84ZM103 166V165H102ZM104 166H107V165H104ZM113 166V165H112ZM111 166V167H112ZM118 166V164L116 165V167ZM130 166H131V164H130ZM129 165L128 166H120L119 165V167H117L118 169H119V172H125L124 174H127L128 175V173L130 172V174L131 173H133V171L131 172V167H130ZM196 166V165H195ZM204 166V165H203ZM210 166V165H209ZM233 166V165H232ZM7 167V166H6ZM10 167V166H9ZM43 167V166H42ZM52 167V166H51ZM50 167V168H51ZM86 167V166H85ZM93 167V166H92ZM98 167V166H97ZM152 167V166H151ZM223 167V166H222ZM87 168V167H86ZM91 168V167H90ZM89 168V169H90ZM100 168V167H99ZM116 168V169H117ZM134 168V167H133ZM192 168V167H191ZM218 168V167H217ZM224 168V167H223ZM227 168H228V166H227ZM226 168V169H227ZM252 168V167H251ZM250 167H249V169H247V170H250L251 169ZM11 168H9L8 170H10ZM21 169H22V167H21ZM21 169H20V171H21ZM69 169V168H68ZM88 169V168H87ZM101 169V168H100ZM115 169V168H114ZM117 169V170H118ZM173 169L175 170V171H173ZM182 169H184V168H182ZM189 169V168H188ZM196 169H198V167L196 168ZM201 169V168H200ZM199 169V170H200ZM211 169V168H210ZM253 169V168H252ZM252 169H251V171H252ZM13 170H14V167H13ZM19 169H17V171H18ZM23 170V169H22ZM50 170V169H49ZM73 170V169H72ZM82 170V169H81ZM85 170V169H84ZM104 170V169H103ZM107 170V169H106ZM130 170V171H129ZM150 170L151 169H149V172H150ZM179 170V169H178ZM214 170H216V169H214ZM225 170V169H224ZM224 170L222 171V172H224ZM255 170V169H254ZM253 170V171H254ZM258 170H259V168H258ZM262 170V169H261ZM65 171V170H64ZM91 171H93V170H91ZM126 171H127V173H126ZM136 171V170H135ZM134 171V172H135ZM186 171H188V170H186ZM193 171H194V169H193ZM10 172V171H9ZM15 172V171H14ZM138 172V171H137ZM136 172V173H137ZM152 172V173H153ZM184 172V171H183ZM183 172H180L179 173V175H177L178 177H180V178H184V174H185V172L183 173ZM209 172H211V171H209ZM233 172V171H232ZM243 172V171H242ZM1 173V172H0ZM24 173V172H23ZM26 173V172H25ZM46 173V172H45ZM50 173V172H49ZM48 173V174H49ZM67 173V172H66ZM65 173V174H66ZM70 173V172H69ZM159 173V174H158ZM175 173V174H174ZM188 173H190V172H188ZM214 173H216L215 171H214ZM213 173V174H214ZM225 173V172H224ZM248 173V172H247ZM261 173H264V172H259V175H258V172L256 173H253V174H257V176L259 177L260 176V174ZM10 174V173H9ZM13 174H15V173H13ZM31 174V173H30ZM34 174V173H33ZM47 174V173H46ZM56 174V173H55ZM55 174H53V175H55ZM73 174V173H72ZM91 174V173H90ZM103 174V173H102ZM118 174V173H117ZM121 174V173H120ZM134 174V173H133ZM132 174V175H133ZM160 174V175H161ZM193 174V173H192ZM206 174V173H205ZM225 174H227V173H225ZM224 174V175H225ZM252 174V173H251ZM251 174H247L248 175V177H249V175L251 176ZM25 175V174H24ZM62 175V174H61ZM82 175V176H81ZM111 175V174H110ZM122 175V174H121ZM150 175V174H149ZM151 175V176H152ZM190 175V174H189ZM195 175V174H194ZM193 175V176H194ZM199 175V174H198ZM197 175V176H198ZM207 175V174H206ZM4 176V175H3ZM50 176V175H49ZM60 176V175H59ZM64 176V175H63ZM79 176V175H78ZM80 176L81 177H83V174H80ZM88 176V175H87ZM86 175H85V177H87ZM97 176V175H96ZM176 176V177H177ZM187 176H188V174H187ZM186 176V177H187ZM192 176V177H193ZM208 176V175H207ZM214 176V175H213ZM226 176V175H225ZM253 176V175H252ZM262 176H264V175H262L261 174V176H260V178L261 179H264V177L262 178ZM11 177V176H10ZM20 177V176H19ZM18 177V178H19ZM43 177V176H42ZM55 177V176H54ZM53 177V178H54ZM76 177V176H75ZM95 177V176H94ZM108 177V176H107ZM117 177V176H116ZM172 177V178H173ZM175 177V178H176ZM195 177V176H194ZM193 177V178H194ZM198 177H200V176H198ZM219 177V176H218ZM246 178V181H248V183H249V180L251 179L252 180V178ZM52 178V177H51ZM64 178V177H63ZM69 178V177H68ZM123 178V177H122ZM151 178V177H150ZM155 178V177H154ZM162 178H163V175H162ZM174 178V179H175ZM189 178V177H188ZM188 178H187V180H188ZM210 178V177H209ZM212 178V177H211ZM231 178V177H230ZM19 179H21V178H19ZM23 179H24V176H23ZM22 179V180H23ZM27 179V178H26ZM32 179H33V177H32ZM35 179V178H34ZM70 179H71V177H70ZM80 179V178H79ZM197 179V178H196ZM208 179V178H207ZM261 179H260V181H261ZM14 180V179H13ZM17 180V179H16ZM29 180V179H28ZM54 180V179H53ZM65 180V179H64ZM76 180V179H75ZM74 180V181H75ZM100 180V179H99ZM160 180V179H159ZM195 180V179H194ZM198 180V179H197ZM201 180L203 181V178H201ZM209 180V179H208ZM256 180V179H255ZM1 181H3V180H1ZM7 181V180H6ZM8 181H10V180H8ZM24 181V180H23ZM36 181V180H35ZM57 181V180H56ZM55 181V182H56ZM61 181V180H60ZM74 181H72V182H74ZM80 181H83V180H81L80 179ZM80 181H79V183H80ZM101 181V180H100ZM157 181V180H156ZM180 181H182V180H180ZM199 181V180H198ZM215 181V180H214ZM242 181V180H241ZM21 182V181H20ZM20 182H18V183H20ZM29 182H31V181H29ZM34 182V181H33ZM66 182V181H65ZM89 182V181H88ZM93 182V181H92ZM154 182V181H153ZM191 182V181H190ZM251 182H254V181H251ZM264 182V181H263ZM35 183V182H34ZM62 183V182H61ZM68 182H66L65 184H67ZM96 183H97V181H96ZM203 183V182H202ZM238 183V182H237ZM244 183V182H243ZM10 184V183H9ZM23 184V183H22ZM30 184V183H29ZM57 184V183H56ZM69 184H71L72 185V183H70L69 182ZM69 184H68V187H69ZM191 184V183H190ZM247 184V183H246ZM253 184V183H252ZM6 185V184H5ZM11 185V184H10ZM10 185H8V187L10 186ZM13 185H14V183H13ZM18 185V184H17ZM24 185V184H23ZM27 185V184H26ZM31 185H33V184H31ZM38 185V184H37ZM61 185V184H60ZM70 185V186H71ZM130 185V184H129ZM163 185V184H162ZM173 185V184H172ZM195 185H197V184H195ZM251 185V184H250ZM14 186H16V184L14 185ZM19 186H20V184H19ZM34 186V185H33ZM66 186V185H65ZM74 186V185H73ZM92 186H94V185H92ZM99 186V185H98ZM97 186V187H98ZM160 186V185H159ZM191 186V185H190ZM230 186V185H229ZM25 187V186H24ZM27 187V186H26ZM36 187V186H35ZM68 187H66L67 189H68ZM77 187V186H76ZM79 187V186H78ZM131 187V186H130ZM18 188V187H17ZM32 188V187H31ZM30 188V189H31ZM80 188V187H79ZM82 188V187H81ZM80 188V190H85V189H81ZM90 188V187H89ZM99 188V187H98ZM150 188H151V186H150ZM167 188V187H166ZM176 188V187H175ZM183 188V187H182ZM182 188H181V190H182ZM193 188V187H192ZM11 189H12V186H11ZM22 189V188H21ZM70 190H72L73 188H69ZM142 189V188H141ZM154 189V188H153ZM160 189V188H159ZM170 189V188H169ZM168 188H167V191L169 190ZM174 189V188H173ZM9 190V189H8ZM14 190V189H13ZM12 190V191H13ZM19 190V189H18ZM48 190V189H47ZM65 190V189H64ZM69 190V191H70ZM74 190V189H73ZM88 190V189H87ZM93 190V189H92ZM95 190V189H94ZM98 190V189H97ZM96 190V191H97ZM105 190V189H104ZM151 190V189H150ZM150 190H148V191H150ZM165 190V189H164ZM190 190V189H189ZM199 190V189H198ZM22 191V194L23 195H25L26 193H25V191H28L27 189L23 192V190H21ZM30 191V190H29ZM76 191H78L77 189L75 190V192ZM170 191V190H169ZM197 191V188L195 189V192ZM31 192V191H30ZM55 192V191H54ZM80 192V191H79ZM78 192V193H79ZM82 192V191H81ZM142 192V191H141ZM157 192V191H156ZM10 193V192H9ZM25 193V194H24ZM36 193V192H35ZM53 193V192H52ZM88 193H90V191L88 192ZM98 193V192H97ZM181 193V192H180ZM184 193V192H183ZM182 193V194H183ZM188 193H189V191H188ZM49 193H47V195H48ZM92 194V193H91ZM159 194V193H158ZM162 194V193H161ZM176 195H177V193H175ZM17 195H18V193H17ZM26 195H28V194H26ZM46 195V196H47ZM54 195V194H53ZM32 196V195H31ZM34 196V195H33ZM51 196V195H50ZM55 196V195H54ZM58 196V195H57ZM76 196H78V195H76ZM178 196V195H177ZM184 196V195H183ZM10 197V196H9ZM26 197V196H25ZM24 197V198H25ZM28 197H30L29 195H28ZM48 197V196H47ZM53 197V196H52ZM51 197V198H52ZM87 197V196H86ZM181 197V196H180ZM16 197H14V199H15ZM27 198V197H26ZM54 198V197H53ZM58 198H60V197H58ZM17 199V198H16ZM23 199V198H22ZM27 199H31V198H27ZM40 199V198H39ZM48 199V198H47ZM11 200V199H10ZM21 200V199H20ZM45 200V199H44ZM49 200H51L50 202L52 203V200L53 199H49ZM57 200H59V199H57ZM88 200V199H87ZM46 201H48V200H46ZM165 201V200H164ZM170 201V200H169ZM168 201V203H170V202H172L173 200H171L170 202ZM12 202H14V201H12ZM19 202V201H18ZM34 202V201H33ZM39 202V201H38ZM41 202V201H40ZM55 202V201H54ZM59 202V201H58ZM90 202V201H89ZM10 203V202H9ZM9 203H7V204H9ZM17 203V202H16ZM20 203H22V202H20ZM25 203L27 204V202H24V205H25ZM31 203V202H30ZM46 203V202H45ZM165 203H166V201H165ZM191 203V202H190ZM12 204V203H11ZM38 204V203H37ZM56 204V203H55ZM58 204V203H57ZM66 204V203H65ZM100 204V203H99ZM36 205V204H35ZM39 205V204H38ZM172 205V204H171ZM194 205H195V203H194ZM14 205H12L11 207H13ZM26 206V205H25ZM24 206V207H25ZM39 206H41V205H39ZM51 206H53V204L52 205H49V201H48V206H47V209H53V208H51ZM56 206V205H55ZM59 206V205H58ZM64 206V205H63ZM96 206V205H95ZM167 206V205H166ZM169 206V205H168ZM167 206V207H168ZM174 206V205H173ZM19 207V206H18ZM30 207V206H29ZM34 207V206H33ZM92 207V206H91ZM66 208V207H65ZM68 208H69V206H68ZM172 208V207H171ZM19 209V208H18ZM25 209V208H24ZM46 209V208H45ZM137 209H138V207H137ZM136 209V210H137ZM173 209V208H172ZM7 210V209H6ZM26 210H28V209H26ZM34 210H35V208H34ZM40 210V209H39ZM38 210V211H39ZM58 210V209H57ZM125 210V209H124ZM140 210V209H139ZM37 211V212H38ZM48 211V210H47ZM68 211H69V209H68ZM127 211H129V209L127 210ZM126 211V212H127ZM132 211V210H131ZM135 211V210H134ZM156 211V210H155ZM11 212H13V211H11ZM53 213H54V211H52ZM80 212V211H79ZM125 212V213H126ZM34 213V212H33ZM57 213V212H56ZM56 213H55V215H56ZM72 213V212H71ZM71 213H69L70 215H71ZM156 213H158V212H156ZM32 214V213H31ZM35 214V213H34ZM60 214V213H59ZM58 214V215H59ZM66 214H68V212L66 213ZM131 214H132V212H131ZM131 214H129V215H131ZM134 214V213H133ZM137 214V213H136ZM135 214V215H136ZM8 215V214H7ZM10 215V214H9ZM45 215H46V213H45ZM48 215H50L49 213H48ZM47 215V216H48ZM51 215H53L52 213H51ZM57 215V216H58ZM61 215V214H60ZM73 215V214H72ZM125 215V214H124ZM29 216V215H28ZM66 216V215H65ZM114 216V215H113ZM116 216H118V215H116ZM136 216H138V214L136 215ZM26 217V216H25ZM25 217H23V219L25 218ZM32 217V216H31ZM45 217V216H44ZM49 217V216H48ZM47 217V218H48ZM51 217V216H50ZM68 217V216H67ZM122 217V216H121ZM120 217V218H121ZM123 217H125V216H123ZM134 216H131V218H133ZM2 218V217H1ZM10 218V217H9ZM47 218H45V220L47 219ZM56 218V217H55ZM62 218V217H61ZM60 218V219H61ZM69 218V217H68ZM73 218H74V216H73ZM119 218V217H118ZM130 217L128 216V218H126V219H129ZM174 219H175V217H173ZM29 219H30V217H29ZM39 219V218H38ZM67 219V218H66ZM116 220H117V218H115ZM123 219V218H122ZM173 219V220H174ZM35 220V219H34ZM34 220H33V222H34ZM48 220H52V219H48ZM69 220V219H68ZM70 220H72V219H70ZM69 220V221H70ZM77 221V219H74V221ZM120 220V219H119ZM133 220H134V218H133ZM165 220V219H164ZM24 221H26V220H24ZM31 221V220H30ZM113 221V220H112ZM118 221V220H117ZM28 222H29V220H28ZM33 222H31L32 224H33ZM60 222V221H59ZM62 222H64V221H62ZM86 222V221H85ZM121 222H122V220H121ZM124 222H126V221H124ZM123 222V223H124ZM155 222H156V220H155ZM154 222V223H155ZM158 222V221H157ZM179 222V221H178ZM34 223H38L37 221L36 222H34ZM47 223H48V221H47ZM53 223H55V222H53ZM65 223H67V222H65ZM73 223V221L71 222V224ZM75 223V222H74ZM73 223V224H74ZM119 223V222H118ZM153 223V224H154ZM165 223V222H164ZM247 223V222H246ZM7 224V223H6ZM5 224V225H6ZM63 224V223H62ZM80 224H82V223H80ZM8 225V224H7ZM13 225V224H12ZM11 225V226H12ZM26 225V224H25ZM24 225V226H25ZM28 225H29V223H28ZM48 225H49V223H48ZM47 224H46V226H48ZM54 225H57V224H54ZM60 225V224H59ZM68 225V224H67ZM83 225V224H82ZM197 225V224H196ZM23 226V225H22ZM30 226V225H29ZM28 226V227H29ZM63 226V225H62ZM69 226V225H68ZM157 226V225H156ZM180 226V225H179ZM183 226V225H182ZM186 226V225H185ZM188 226V225H187ZM243 226V225H242ZM18 227V226H17ZM19 227H21V226H19ZM18 227V228H19ZM45 226H43V228H44ZM49 227H50V225H49ZM48 227V228H49ZM61 227V226H60ZM59 227V228H60ZM155 227V226H154ZM177 227V226H176ZM46 228V227H45ZM69 229H70V227H68ZM67 228V229H68ZM76 228V227H75ZM153 228V227H152ZM62 229V228H61ZM127 229V228H126ZM132 229V228H131ZM130 229V230H131ZM165 229V228H164ZM181 229V228H180ZM11 230V229H10ZM37 230V229H36ZM39 230V229H38ZM46 230V229H45ZM54 230H55V228H54ZM58 230V229H57ZM63 230V229H62ZM152 230V229H151ZM167 230V229H166ZM176 230V229H175ZM248 230V229H247ZM17 231H19L20 232V230H17ZM67 231V230H66ZM78 231V230H77ZM87 231V230H86ZM90 231V230H89ZM194 231V230H193ZM7 232V231H6ZM17 233L16 232V235H14V236H11V238L9 239V238H5L6 240L7 239H9L10 241V243L7 241H5L6 243H8V244H10V246L13 244V245H16V244H18L19 242H18V236H17V234H20V233ZM52 232V231H51ZM60 232V231H59ZM69 232H71V230L69 231ZM75 232V231H74ZM88 232V231H87ZM126 232V231H125ZM151 231H149V233H150ZM163 232V231H162ZM161 232V233H162ZM184 232V231H183ZM21 233H23V232H21ZM25 233V232H24ZM23 233V234H24ZM29 233H31V232H29ZM43 233V232H42ZM67 233H68V231H67ZM72 233V232H71ZM182 233V232H181ZM13 234H14V232H13ZM50 234H52V233H50ZM50 234L48 233V231H45L44 232V236L42 235V237H46L47 239V241H48V236H50ZM76 234V233H75ZM84 234H86L85 232H84ZM2 235V234H1ZM7 235V234H6ZM31 235V234H30ZM29 235V236H30ZM41 235V234H40ZM53 235H55V233H53ZM52 235V236H53ZM60 235V234H59ZM89 235V234H88ZM95 235V234H94ZM100 235V234H99ZM195 235V234H194ZM213 235V234H212ZM251 235V234H250ZM20 236V235H19ZM62 236V235H61ZM72 236V235H71ZM77 236V235H76ZM80 236V235H79ZM166 236H168V235H166ZM165 236V237H166ZM189 236V235H188ZM57 237V236H56ZM67 237V236H66ZM84 237V236H83ZM82 237V238H83ZM87 237V236H86ZM153 237H155V236H153ZM161 237V236H160ZM206 237V236H205ZM244 237V236H243ZM2 238H4V237H2ZM20 238V237H19ZM22 238V237H21ZM30 238H32V237H30ZM41 238V237H40ZM53 238H55V236H53ZM53 238H51L50 240H51V242H53ZM58 238V237H57ZM59 238H60V236H59ZM58 238V239H59ZM62 238H64V237H62ZM76 238H78V236L76 237ZM75 238V239H76ZM101 238V237H100ZM100 238H99V240H100ZM106 238V237H105ZM151 238V237H150ZM159 238V237H158ZM168 238V237H167ZM248 238V237H247ZM4 239V240H5ZM44 239V238H43ZM74 239V240H75ZM81 239V238H80ZM164 239H166V238H164ZM163 239V240H164ZM243 239H245V238H243ZM255 239V238H254ZM28 240V239H27ZM56 240V239H55ZM83 240H85V239H83ZM126 240V239H125ZM157 240V239H156ZM242 240V239H241ZM253 240V239H252ZM3 241V240H2ZM33 241V240H32ZM70 241V240H69ZM159 241H160V239H159ZM230 241V240H229ZM245 241V240H244ZM244 241H242L243 242V244H244ZM247 241V240H246ZM250 241V240H249ZM255 241V240H254ZM18 242V243H17ZM23 242V241H22ZM72 242H73V240H72ZM102 242H103V240H102ZM219 242V241H218ZM235 242V241H234ZM258 242V241H257ZM256 242V243H257ZM1 243V242H0ZM3 243V242H2ZM1 243V244H2ZM30 243V242H29ZM55 243V242H54ZM56 243H57V240H56ZM94 243V242H93ZM99 243V242H98ZM150 243V242H149ZM155 243V242H154ZM158 243V242H157ZM240 243V242H239ZM252 243V242H251ZM7 244V245H8ZM26 244V243H25ZM53 244V243H52ZM92 244V243H91ZM96 243H94V244H92L93 246L95 245ZM106 244V243H105ZM189 244H190V242H189ZM202 244V243H201ZM229 244V243H228ZM227 244V245H228ZM242 244V245H243ZM3 245V244H2ZM97 245V244H96ZM191 245V244H190ZM196 245V244H195ZM217 245H219V244H217ZM221 245V244H220ZM257 245V244H256ZM262 245V244H261ZM9 246V245H8ZM8 246H6V247H8ZM18 246H20V245H18ZM17 246V247H18ZM54 246V245H53ZM104 246V245H103ZM155 246V245H154ZM156 246H158V245H156ZM199 246V245H198ZM232 246H234V245H232ZM240 246V245H239ZM5 247V248H6ZM16 246H15V249L17 248ZM22 247V246H21ZM80 247V246H79ZM99 247V246H98ZM173 247V246H172ZM202 247V246H201ZM214 247H215V245H214ZM224 247V249H225V246H223ZM223 247H222V249H223ZM231 247V246H230ZM257 247V246H256ZM4 248V249H5ZM24 248V247H23ZM27 248V247H26ZM91 248V247H90ZM160 248V247H159ZM159 248H158V250H159ZM244 248V247H243ZM3 249V250H4ZM55 249H56V247H55ZM94 249V248H93ZM96 249V248H95ZM161 249V248H160ZM210 249V248H209ZM216 248H214V250H215ZM228 249V248H227ZM249 249V248H248ZM247 249V250H248ZM259 249H260V247H259ZM1 250V249H0ZM3 250H2V253H3ZM39 250V249H38ZM41 250V249H40ZM80 250V249H79ZM83 250V249H82ZM89 250V249H88ZM19 251H20V249H19ZM23 251V250H22ZM57 251V250H56ZM209 251H211V250H209ZM229 251V250H228ZM5 252V251H4ZM102 252V251H101ZM109 252V251H108ZM108 252H107V255H108ZM153 252V251H152ZM169 252V251H168ZM206 252V251H205ZM212 252V251H211ZM214 252V251H213ZM223 252V251H222ZM243 252V251H242ZM252 252V251H251ZM1 253V252H0ZM1 253V254H2ZM14 253V252H13ZM24 253V252H23ZM110 253V252H109ZM157 253V252H156ZM155 253V254H156ZM170 253V252H169ZM7 254H8V251H7ZM20 254V253H19ZM114 254V253H113ZM190 254V253H189ZM263 253H261V255H262ZM4 255H6V254H3V256L2 257H0L1 259H0V262H1V264H9L10 262L9 261H7L4 257H7V256H4ZM9 255V254H8ZM84 255V254H83ZM109 255H111V254H109ZM116 255V254H115ZM161 255V254H160ZM166 255V254H165ZM45 256V255H44ZM55 256V255H54ZM104 256H106L105 255V253H104ZM104 256H102V258L104 257ZM114 256V255H113ZM233 256H235V255H233ZM9 257V256H8ZM7 257V258H8ZM115 257V256H114ZM168 257V256H167ZM201 257V256H200ZM219 256H217V258H218ZM231 257H232V255H231ZM261 257V256H260ZM18 258V257H17ZM26 258V257H25ZM51 258V257H50ZM80 258V257H79ZM153 258V257H152ZM196 258V257H195ZM216 258V257H215ZM214 258V259H215ZM222 258H223V256H222ZM222 258H219L220 260L222 259ZM230 257H228V259H229ZM233 258H235V257H233ZM21 259V258H20ZM19 259V260H20ZM232 259V258H231ZM236 259V258H235ZM9 260V259H8ZM46 260V259H45ZM44 260V261H45ZM60 260V259H59ZM155 260V259H154ZM168 260V259H167ZM216 260V259H215ZM223 260V259H222ZM221 260V261H222ZM225 260H226V258H225ZM85 261V260H84ZM101 261V260H100ZM103 261V260H102ZM105 261V260H104ZM109 261V260H108ZM111 261H112V259H111ZM113 261H115V260H113ZM161 261H162V259H161ZM164 261V260H163ZM165 261H166V259H165ZM199 261V260H198ZM205 261V260H204ZM203 261V262H204ZM219 261V260H218ZM229 261V263H231L230 261L231 260H228ZM232 261H234L233 259H232ZM9 262V263H8ZM13 262V261H12ZM53 262V261H52ZM50 260H47V263L48 264H53ZM83 262V261H82ZM195 262V261H194ZM225 262H227V260L225 261ZM46 263V264H47ZM104 263V262H103ZM107 263V262H106ZM111 263H113V262H111ZM213 263L215 264L216 262H214L213 261ZM228 263V262H227ZM228 263V264H229ZM238 263V262H237ZM246 263V262H245ZM13 264H14V262H13ZM17 264V263H16ZM20 264V263H19ZM56 264V263H55ZM100 264V263H99ZM115 264V263H114ZM119 264V263H118ZM210 264V263H209ZM211 264H212V261H211ZM216 264H218V262L216 263Z\"/></svg>","mask_w":264,"mask_h":264}]
</instances>
